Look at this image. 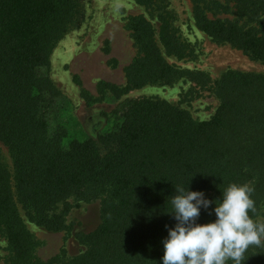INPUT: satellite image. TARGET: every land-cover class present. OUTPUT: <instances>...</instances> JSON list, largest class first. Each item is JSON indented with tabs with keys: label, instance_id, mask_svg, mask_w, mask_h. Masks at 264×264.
<instances>
[{
	"label": "trees",
	"instance_id": "obj_1",
	"mask_svg": "<svg viewBox=\"0 0 264 264\" xmlns=\"http://www.w3.org/2000/svg\"><path fill=\"white\" fill-rule=\"evenodd\" d=\"M145 13L128 16L135 54L125 85L97 87L116 97L147 85L188 81L184 99L212 91L218 101L207 120L157 96L125 98L107 116L115 123L93 136L70 137L54 120L60 89L49 75L56 44L85 18L84 0H0V234L6 264H162V240L176 223V187L210 201L231 183L251 184L257 222L264 216V73L203 70L169 62L194 55L179 33L169 0H134ZM197 29L264 63V0H189ZM107 51V50H106ZM78 82V77L73 76ZM104 93V92H102ZM73 201H99V223L75 238L85 249L47 260L26 221L69 231ZM201 208L197 223L215 219ZM262 218V217H261ZM243 264H264V245L250 246ZM228 264H233L228 261Z\"/></svg>",
	"mask_w": 264,
	"mask_h": 264
},
{
	"label": "rangeland",
	"instance_id": "obj_2",
	"mask_svg": "<svg viewBox=\"0 0 264 264\" xmlns=\"http://www.w3.org/2000/svg\"><path fill=\"white\" fill-rule=\"evenodd\" d=\"M176 15L175 24L181 36L193 47L194 55L184 60L166 57L179 66L206 71L212 79L226 69L264 73V63L250 59L240 50L227 44H217L196 28L189 0H169ZM85 18L70 30L55 46L49 66V75L60 89L53 122H63L70 137L82 138L106 131L115 119L107 116L118 102L138 96H157L186 107L198 120H207L214 113L218 101L212 91L199 89L201 94L190 100L184 93L190 88L188 81L172 86L147 85L116 97L97 83L103 80L118 89L125 85V66L135 54L129 30L124 26L128 16L145 13L143 6L134 0H84ZM107 50V51H106ZM78 82L73 81V76ZM104 92V93H102ZM0 155L11 167L5 145L0 142ZM67 215L69 231L53 232L26 221L29 231L38 240L37 256L47 260L63 252L71 257L82 252L85 246L75 238L78 231L89 232L99 223V201H73ZM262 217V218H261ZM259 219L264 220V216ZM6 240L0 234V264H6Z\"/></svg>",
	"mask_w": 264,
	"mask_h": 264
},
{
	"label": "clouds",
	"instance_id": "obj_3",
	"mask_svg": "<svg viewBox=\"0 0 264 264\" xmlns=\"http://www.w3.org/2000/svg\"><path fill=\"white\" fill-rule=\"evenodd\" d=\"M175 189L170 202L176 223L166 226L162 264H243L250 246L264 245V223L249 215L256 211L253 185L231 183L215 201L201 191ZM213 204L215 219L197 223L201 208Z\"/></svg>",
	"mask_w": 264,
	"mask_h": 264
}]
</instances>
